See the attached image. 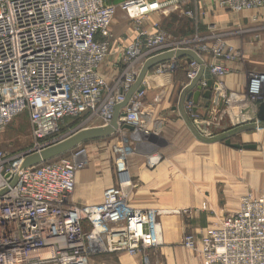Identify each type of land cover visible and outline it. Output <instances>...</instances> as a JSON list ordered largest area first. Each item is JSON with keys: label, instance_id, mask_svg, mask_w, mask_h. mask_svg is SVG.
I'll list each match as a JSON object with an SVG mask.
<instances>
[{"label": "built area", "instance_id": "obj_1", "mask_svg": "<svg viewBox=\"0 0 264 264\" xmlns=\"http://www.w3.org/2000/svg\"><path fill=\"white\" fill-rule=\"evenodd\" d=\"M213 1L235 13L264 8V0ZM190 3L196 6L197 0H0V132L24 112L31 127L29 148L18 153L0 149V264H90L95 254L135 255L162 245L159 216L164 211L130 203L126 158L132 150L130 139L160 130V120L154 119L159 101L146 100L147 74L174 73L183 66V90L198 73L196 60L183 56L154 65L142 88L120 109L112 134L120 137L115 151L118 177L103 190L100 203L78 206L71 201L76 172L88 164L85 143L37 165L21 168V163L68 137L62 132L66 118L109 125L144 62L166 51L196 53L204 67L197 84L205 89L211 79L227 105L236 103L238 98L225 92L221 80L228 72L226 62L239 58L236 48L220 39L203 41L196 10L185 11L195 30L184 37H170L153 17ZM118 11L135 27V37L114 48L112 27ZM144 21L149 24L144 26ZM105 66L117 72L112 81L105 76ZM247 80L252 99L264 98V71H251ZM178 104L195 117L193 122L199 120L191 98ZM158 162L156 154L145 159L149 168ZM240 200L236 211L223 213L199 239L183 237L202 264H264V194Z\"/></svg>", "mask_w": 264, "mask_h": 264}, {"label": "crops", "instance_id": "obj_2", "mask_svg": "<svg viewBox=\"0 0 264 264\" xmlns=\"http://www.w3.org/2000/svg\"><path fill=\"white\" fill-rule=\"evenodd\" d=\"M197 3L205 12L206 29H210V31L205 32L209 34L212 32V13H215L214 9L222 8L213 0H197ZM261 10L264 11V8L256 9L252 13H246V15L252 16L256 12L260 15L263 12ZM153 17L156 18L155 15ZM256 36L257 39H251V36L248 35L245 40L243 39V45H246L247 49L244 51V59L242 62H237V60L226 62L228 72L223 80L225 92L229 95L231 94L238 98L239 92H247L248 73L251 71H264V31L256 33ZM254 46L257 49H254ZM103 70L106 78L112 81L109 68L105 66ZM181 70L183 72L181 84H183L186 81L185 67ZM172 76L173 73L171 72H166L162 75H155L149 72L146 76L148 84L146 100L152 101L158 98V107L163 106L169 100L170 90L173 85L171 82ZM158 83L162 86L159 88L160 90L158 89L159 91H163L162 95H160L158 90H155L154 85ZM181 92L182 90L180 91L179 101ZM187 94L184 96L185 98ZM213 100L214 98L212 97ZM158 107L154 119L160 120V125L158 121L154 119L153 121L156 125L164 126L162 132L165 133L167 139H171L168 141L161 137L160 140L163 141L161 148H168L170 146V149L174 150L183 160L186 157H192L195 160L200 159V165L195 168L198 171L199 179L204 173L208 175L212 174V188L208 187L203 189V192L198 190L195 193L204 196L202 198L212 196V206L218 210L225 211L224 213L235 211H231L230 209L232 207H238L240 198L246 193L256 195L258 193H264V133L262 134L258 130L255 133H244V129L248 125L236 126L233 129H240L243 132V141L247 144L255 145L251 149H236L226 145L225 141L224 143H221L219 140L208 142L196 138L194 136L196 128H194V132L188 128L189 123L187 122L186 113L182 110L181 106L171 107V112L168 111L166 113H160L161 110H158ZM197 107L199 112L204 113L207 110L206 100L203 97H200ZM173 114H175V117H171ZM98 124L100 123L98 122ZM262 128L264 129V126ZM197 132L199 131L197 130ZM247 137L250 140L245 139ZM96 140L94 142H98L101 138ZM141 152L136 150L134 155L143 157L144 154ZM129 156L126 164L128 165L131 178L135 176L143 178L142 192L141 189L131 187L132 185L127 187L129 201L133 206L150 207L164 211L159 216L162 228V245L135 255H130L127 252L95 254L91 256L90 264H146L148 263V258L145 257L146 255L148 257L150 255L149 259L152 264H202L197 251L184 249L180 246L185 224L182 217L174 212L197 205V201L202 200V198L197 196L187 198L185 196L188 193H186L185 188L174 187L171 189L174 190L173 198L166 200L162 196V194L164 195V189L157 186L160 179L163 178V173L167 167L165 163H160L155 170L151 168V170L142 171V168L138 167L140 160L136 159L135 165H132L131 163L134 160L131 159V155ZM202 160L206 162L205 165L201 164ZM208 163L212 164V173L209 171L211 167L207 165ZM86 167L78 170L75 175V188L71 196V201L78 206L100 203L102 201L103 190L108 186L116 184V182H111V180H106L103 183L98 177H94L95 175L89 172V170H85ZM146 168L150 169L145 166ZM216 178L225 182L223 187L230 191L228 193L230 194L229 196L226 195L227 192L218 194ZM207 219L208 217L205 216L199 219L195 218L192 224H188L186 227L191 228L192 232L197 234V238H200L204 231L203 228L208 224ZM155 248L159 249V252L152 254L151 250Z\"/></svg>", "mask_w": 264, "mask_h": 264}, {"label": "rangeland", "instance_id": "obj_3", "mask_svg": "<svg viewBox=\"0 0 264 264\" xmlns=\"http://www.w3.org/2000/svg\"><path fill=\"white\" fill-rule=\"evenodd\" d=\"M187 9L196 10L198 12L197 19H198V25H197V32H199L200 36H202L204 39L203 41L208 42H215L217 40H222L223 42L231 44L233 47L236 48V50L239 52V58L237 59V62L243 61L244 57V51L247 49L246 45L244 44V40L246 39L247 35L251 36V39H257L256 33H260L261 31H264V11L260 15L256 12L255 16L256 19L252 20L251 16L246 15V13H252L253 11H244L242 13H235L232 11H228L226 9H214L215 13H212V32L209 34L205 31H210V29H206L205 24V12L201 8L198 3H196V6L192 3L186 4L183 6L182 10L177 11H171L170 14L163 16H156L154 19H158V21L162 24V27L165 29L166 33L170 35V37H184L187 34H191L195 27L193 26L190 18L185 14V11ZM204 18V21H203ZM166 19V20H165ZM149 24L148 21H144L143 25L147 26ZM194 29V30H193ZM251 30V31H250ZM112 44L114 48H117L120 44H125L129 41H131L135 37V27L133 24H130L128 20L125 18V15L118 11L115 16V21L113 23L112 27ZM244 39V40H243ZM254 49H257L256 46L253 47ZM250 49V48H249ZM202 55L204 53L201 52ZM115 69L110 70V77L113 79L115 77ZM117 73V72H116ZM183 72L178 69V71L173 73L172 76V87L170 90V96L169 100L163 104V106L158 107V110L160 109V113H166L171 112V107H177L179 106V95L181 88L184 84H181V80L183 79ZM181 76V77H180ZM224 77L221 79L224 83ZM225 86V84H224ZM155 90L157 91L161 86L160 83L154 85ZM160 90V89H159ZM158 90V91H159ZM157 93V92H155ZM160 95H162L163 91H159ZM264 97V96H263ZM158 99V98H155ZM161 100V98H160ZM261 101H264V98L261 99H255L253 100L252 97L247 92H239L238 93V100L236 103H231L230 105H227V103L224 101L222 103V108L214 113H212V123L213 124H219L220 126H227V122L224 121V116L230 117L231 114H233L237 110H246L248 104L255 107V105ZM244 109H243V108ZM211 108V101L210 105L207 106V110L203 112L198 113L199 119H206L208 116L209 109ZM186 117L187 122L189 123L190 130L194 132V122L193 119L195 117L191 116L187 110ZM171 117H175V114H173ZM246 117V116H245ZM221 118H223L221 122ZM251 115L248 116V118H245L246 120L240 119L239 116L235 117V125L233 127H226L224 129L226 130H214L212 132V137L208 136V134L204 132H197V129L195 130L194 136L198 139L205 140V141H216L219 140L221 143H224L227 134H230V142L232 143H239V144H247L243 141V132H236L237 130H234L236 126L241 125H248L244 129V133H255L260 131V133H264L263 126H258L259 123L256 122V120L247 122V119H250ZM198 119V118H197ZM233 119H229L228 122H232ZM236 121H242L240 124H236ZM245 121V122H243ZM99 121H92L90 123H86L85 121H82L81 119L76 118H66L63 122L68 123L66 126H62V132L64 134H68V136L75 134L81 130L91 128V127H97ZM100 123V122H99ZM164 125V124H163ZM160 130L157 132V134H149L145 137H138L137 141L135 139H130V148L132 149L126 158V162H128L129 155L132 156V165H135L136 159L140 160L138 167L142 168V171L151 170L145 169V166L143 165L145 159L147 156L150 155H158L159 156V162L152 168V170H155L160 163H165L167 166L165 168V171L163 173V178L160 179L157 186H160L164 189V195L162 196L166 200H170L173 198V191L172 188H185L186 193H188L185 197L187 198H193V197H199L202 198L204 196H200L199 193H195L198 190L201 192L203 189L211 187L212 188V174L208 175L205 174L201 176L199 179V175L197 174L198 171L195 169L196 166L200 165V159H193L191 158H180L174 150L170 149V146L167 148H161L163 146V141H161V137L165 140L170 141L171 139H167L165 133L162 132L164 126H159ZM258 130V131H257ZM236 132L235 134H233ZM119 133H116V135ZM109 135L107 137L101 138V140H98V142H94L97 140H88L83 143L88 145V157H89V164L86 165L85 170H89L94 177H98L100 181L103 183L106 182V180L111 182H116L118 173L117 168L115 165V158L117 157L116 148H118L117 141L120 137L117 135ZM245 139H249L248 137ZM256 139V138H255ZM250 140V139H249ZM257 140V139H256ZM31 145V127L29 123V118L27 113H21L17 117H15L6 127L3 131L0 132V149L9 153H18L21 152L27 148H29ZM156 146L154 148V146ZM169 145V144H168ZM167 145V146H168ZM161 149V150H160ZM142 151L143 157H139L134 155L135 151ZM133 153V154H132ZM201 164H206L204 160H202ZM208 166L211 167L209 170L212 173V164L208 163ZM127 172L130 175L128 165L126 164ZM147 167V166H146ZM84 169V168H83ZM131 178V176H130ZM217 184V192L218 194H221L223 192H227V196H229L230 191L228 189H224L223 185L225 182L221 179H215ZM132 185V186H131ZM131 187H134V189H141V192L143 191V178L139 176H135L131 178ZM226 190V191H225ZM203 192V191H202ZM195 193V194H194ZM264 193H258L252 194L253 197H258L260 195H263ZM194 195V196H193ZM245 195H248L247 193ZM243 195V196H245ZM242 196V197H243ZM211 198V199H210ZM241 199V198H240ZM241 200H239L238 203H240ZM239 207V205H238ZM238 207H232L230 210H237ZM187 213H177L182 217L184 220V233L182 235L180 246H182L184 249H188L183 242V237L187 235H195L197 238V234L192 232V229L189 227H186V225H191L192 221L195 220V218L199 219L203 216L208 217L206 226L203 228V233L206 231L207 227L213 223L214 221H218L219 218H221L222 214L225 211H221L220 209L214 208L212 206V196L206 198H202V200L197 201V205L191 206L187 208ZM164 213V212H163ZM202 233V234H203ZM201 234V235H202ZM199 239V238H198ZM161 246V245H160ZM152 254H155L159 252V249L155 248L151 250ZM145 257H148L146 255ZM146 258V259H147ZM146 264H152L150 259L148 260Z\"/></svg>", "mask_w": 264, "mask_h": 264}, {"label": "water", "instance_id": "obj_4", "mask_svg": "<svg viewBox=\"0 0 264 264\" xmlns=\"http://www.w3.org/2000/svg\"><path fill=\"white\" fill-rule=\"evenodd\" d=\"M183 56H188L194 60H196L199 64V70L196 75V77L190 81V83L182 90L181 92V100L184 98V96L187 94L186 99H192L194 107H193V113L198 115V101L200 97H203L206 100V105H210V100L213 97L214 100L211 103V108L209 109L208 116L206 119H199L196 122H194L195 127L200 131L204 132L208 135L212 136V132L214 130H226L224 128L226 127H233L235 125V117L239 116L240 119L246 120L245 118H248V116L251 115L250 119H247V122H251L256 120V122L259 123L258 126H264V101L259 102L255 107L247 108L244 110H237L233 114H231L230 117L224 116V121L227 122V126H220L219 124H213L212 123V113L220 110L222 107V103L225 101V94L221 92V90L217 87V85L211 80L208 79L206 83L205 89H202L197 83L200 80V78L203 75L204 67L202 65V60L198 57V55L192 51L189 50H183L179 49L176 51H166L164 53H161L159 55H156L154 57H151L147 59L135 81V83L132 85L131 89L126 93L125 100L116 106L114 111V116L110 122L109 125L106 126H97V127H91L84 130H81L75 134H72L65 139L61 140L58 143H55L54 145H51L49 147H46L42 149L40 152L31 153L24 157L21 168L30 167L33 165H37L43 162H46L48 160H51L53 158H56L58 156H61L77 145L88 141V140H96L100 138L107 137L109 135H112L118 126V113L121 108L126 106L130 96L133 94V92L138 88L141 89L140 84L142 80L144 79L147 72L156 64L171 59V58H181ZM221 107V108H220ZM220 108V109H219ZM247 114V115H245ZM246 116V117H245ZM221 118V122L223 121ZM229 119H233L232 122H228ZM206 120V121H205ZM242 122V121H241ZM240 121H236V124H240ZM245 122V121H243ZM241 126V124L239 125ZM125 128L131 129L130 126L124 125ZM237 130L236 132H239ZM234 132L233 134H235ZM230 134H227L225 143L226 145L236 148V149H251L254 148L255 145L252 144H239V143H232L230 142Z\"/></svg>", "mask_w": 264, "mask_h": 264}, {"label": "trees", "instance_id": "obj_5", "mask_svg": "<svg viewBox=\"0 0 264 264\" xmlns=\"http://www.w3.org/2000/svg\"><path fill=\"white\" fill-rule=\"evenodd\" d=\"M182 68H183L182 66L178 67V69H179L180 71H182V70H181ZM178 69L176 70V72L178 71ZM65 154H67V153H65ZM65 154H63V155H65ZM63 155H61V156H63Z\"/></svg>", "mask_w": 264, "mask_h": 264}, {"label": "bare ground", "instance_id": "obj_6", "mask_svg": "<svg viewBox=\"0 0 264 264\" xmlns=\"http://www.w3.org/2000/svg\"><path fill=\"white\" fill-rule=\"evenodd\" d=\"M180 101H181V98H180ZM249 108V107H248ZM248 110V109H247ZM245 115H247V114H245Z\"/></svg>", "mask_w": 264, "mask_h": 264}]
</instances>
